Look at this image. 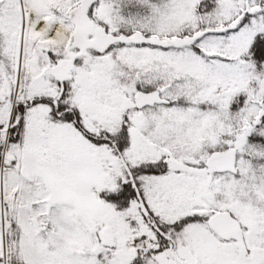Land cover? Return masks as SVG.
Masks as SVG:
<instances>
[{
    "label": "snow or ice",
    "instance_id": "snow-or-ice-1",
    "mask_svg": "<svg viewBox=\"0 0 264 264\" xmlns=\"http://www.w3.org/2000/svg\"><path fill=\"white\" fill-rule=\"evenodd\" d=\"M0 264H264V0H0Z\"/></svg>",
    "mask_w": 264,
    "mask_h": 264
}]
</instances>
